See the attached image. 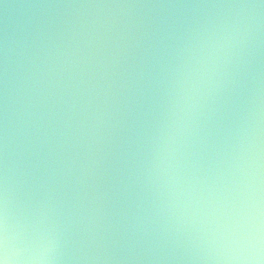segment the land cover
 I'll return each mask as SVG.
<instances>
[{
    "label": "clouds",
    "instance_id": "1",
    "mask_svg": "<svg viewBox=\"0 0 264 264\" xmlns=\"http://www.w3.org/2000/svg\"><path fill=\"white\" fill-rule=\"evenodd\" d=\"M237 9L199 22L183 34L153 39L139 64L122 71L141 40L126 33L108 36L84 33L67 45L41 39L22 66L19 98L10 97L5 49L3 127L0 133V264H112L133 261L135 255L109 254L107 234L100 221L106 213L105 194L92 193L87 181L97 176L104 145L115 127L121 91L127 80L143 78L148 58L157 60L168 48L171 57L162 68L166 103L150 137L144 179L152 194L151 208L136 214L125 227V251L136 241L164 239L179 225H193L190 238L210 264H264V92L257 90L246 102L238 122L228 129L223 147L209 146V126L227 105L225 92L236 93L240 75L251 63L259 23L244 10L264 8L259 3L214 4ZM110 31V29H109ZM17 115L18 123L10 119ZM238 99V94H237ZM233 108L239 105L233 102ZM19 133L26 149L43 153L53 178L74 187L73 205L86 222V240L71 254L64 248V230L50 217L65 202L46 196L23 216L12 210L10 198V143ZM44 149H47L45 152ZM205 150L214 156L206 159ZM203 161V162H201ZM162 222V223H161ZM158 227H153V224ZM103 229V232L101 231ZM95 245V246H93ZM151 251V248H149ZM153 257H144L152 259Z\"/></svg>",
    "mask_w": 264,
    "mask_h": 264
},
{
    "label": "water",
    "instance_id": "2",
    "mask_svg": "<svg viewBox=\"0 0 264 264\" xmlns=\"http://www.w3.org/2000/svg\"><path fill=\"white\" fill-rule=\"evenodd\" d=\"M259 3V0H0V133L3 127L5 49L8 58V79L10 97L19 98V89L24 75L23 65L30 51H38L41 39L54 41L62 47L75 37L83 39L84 33L100 31L108 36L126 33L141 40L142 47L134 48L122 71L139 64V58L148 47L149 41L164 38V45L174 46L175 37L209 18L227 15L237 9L208 7L214 4ZM255 15L259 23L256 47L251 63L240 75V87L236 93L225 92L222 109L212 117L210 127L214 135L209 140L211 147H223L227 132L246 108L248 99L260 90L264 92V8L244 10ZM110 29V31H109ZM168 48L157 54V60L148 58L143 78L127 80V87L120 89V78L115 89L121 91L118 111L114 115L115 127L104 145V160L97 176L87 181L88 191L105 194L102 201L106 213L100 221L103 228H109L107 247L109 254L117 257L135 255L133 261H113L112 264H210L202 259L204 253L190 238L193 225L183 224L164 239L148 237L136 241L134 252L125 251V227L136 214L143 215L151 208L152 194L144 179V165L149 157L150 137L164 110L166 81L162 71L171 57ZM238 94V99H237ZM235 102L238 108H233ZM10 119L18 123L19 104L15 105L17 115ZM46 152L47 149H44ZM10 198L12 210L19 217L31 211L38 202L51 195L64 201V209H58L50 217L64 230V248L71 252L86 240V222L80 220L81 212L74 200L78 185L53 178L47 168L50 162H41L43 153L29 152L23 137L17 133L10 143ZM206 159L214 156L211 150L203 153ZM2 159V156H0ZM203 162V161H201ZM162 223V222H161ZM153 227H158L153 224ZM103 232V229H101ZM95 246V245H93ZM151 248V251H149ZM144 257H153L144 259Z\"/></svg>",
    "mask_w": 264,
    "mask_h": 264
}]
</instances>
